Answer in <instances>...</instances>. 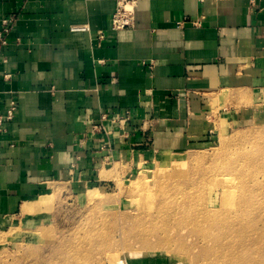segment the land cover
Segmentation results:
<instances>
[{
  "label": "crops",
  "instance_id": "1",
  "mask_svg": "<svg viewBox=\"0 0 264 264\" xmlns=\"http://www.w3.org/2000/svg\"><path fill=\"white\" fill-rule=\"evenodd\" d=\"M123 1L134 25L112 31ZM0 18L13 19L0 115L16 108L0 131V230L54 188L101 184L109 165L138 168L264 113V0H0ZM103 116L112 134L87 133Z\"/></svg>",
  "mask_w": 264,
  "mask_h": 264
},
{
  "label": "rangeland",
  "instance_id": "2",
  "mask_svg": "<svg viewBox=\"0 0 264 264\" xmlns=\"http://www.w3.org/2000/svg\"><path fill=\"white\" fill-rule=\"evenodd\" d=\"M100 179L54 188L0 230V264H264V113Z\"/></svg>",
  "mask_w": 264,
  "mask_h": 264
},
{
  "label": "built area",
  "instance_id": "3",
  "mask_svg": "<svg viewBox=\"0 0 264 264\" xmlns=\"http://www.w3.org/2000/svg\"><path fill=\"white\" fill-rule=\"evenodd\" d=\"M13 24L12 18H0V42L2 44L5 43L4 41V35H6L9 31V28ZM134 25V18H133V9L132 6L127 1H123L118 4L116 7L115 12L112 15L111 19V30L112 31H120L125 28H132ZM194 26L198 25L196 22L193 23ZM79 28H73V30H78ZM98 39H103L104 34L100 32L98 34ZM15 105L14 103H11L6 110L5 115H0V131H3V124L5 122H9L12 120L14 113H15ZM129 113L126 112L124 119L121 120V122H124L128 119ZM105 116L102 117L101 122L99 124H91L89 131L87 133L94 134V133H100L105 137H108L112 134V131L110 128L104 125ZM119 127L121 128L120 121L118 122ZM86 138L87 135H84ZM84 138V139H85Z\"/></svg>",
  "mask_w": 264,
  "mask_h": 264
},
{
  "label": "bare ground",
  "instance_id": "4",
  "mask_svg": "<svg viewBox=\"0 0 264 264\" xmlns=\"http://www.w3.org/2000/svg\"><path fill=\"white\" fill-rule=\"evenodd\" d=\"M247 135H245V136H243L242 134H238V136L236 137V138H234V140H231V138L230 139H227V140H225V138H223V143L226 145V144H228V143H230V142H233V141H236V140H238V141H243V140H246L247 138ZM168 157L166 156V157H164V158H161V160H164V161H166V159H167ZM236 195V198H238L239 197V195H237V194H235ZM214 198H216L217 199V197L216 196H213V198H210V199H208V201H206V207H207V203H211V202H213L214 200ZM35 210H37L36 209V206H35V203L33 202V203H30V202H26V203H24L23 205H22V207H21V211L22 212H24L25 214H29V213H32V212H34ZM211 216V215H210ZM209 217H207V219H208ZM226 242V241H225ZM221 246V249H224V247L226 246V245H224V247L222 246V245H220ZM220 246L218 247V245L216 244V246H213L212 248H213V252H217V251H220V249H218V248H220Z\"/></svg>",
  "mask_w": 264,
  "mask_h": 264
}]
</instances>
